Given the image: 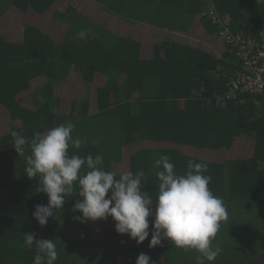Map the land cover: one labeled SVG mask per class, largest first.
I'll use <instances>...</instances> for the list:
<instances>
[{
    "label": "trees",
    "instance_id": "obj_1",
    "mask_svg": "<svg viewBox=\"0 0 264 264\" xmlns=\"http://www.w3.org/2000/svg\"><path fill=\"white\" fill-rule=\"evenodd\" d=\"M210 6L245 39L264 30V0L0 2V264H33L35 245L25 247L23 234L44 239L56 219L75 239L58 236L70 249L59 245L55 264H135L141 252L157 264L197 263L193 250L167 241L137 245L115 232L111 217L74 222L78 189L47 226L38 225L32 213L48 197L26 176L30 145L19 156L11 131L30 141L66 122L84 142L70 153L99 154L118 175L142 169L153 197L161 155L178 174L189 160L206 163L209 188L229 216L218 232L230 231L226 246L237 247L213 264H264V94L227 99L232 76L244 69L207 16Z\"/></svg>",
    "mask_w": 264,
    "mask_h": 264
},
{
    "label": "clouds",
    "instance_id": "obj_2",
    "mask_svg": "<svg viewBox=\"0 0 264 264\" xmlns=\"http://www.w3.org/2000/svg\"><path fill=\"white\" fill-rule=\"evenodd\" d=\"M76 35L85 39L88 32L81 30ZM74 128V123L66 122L43 134L35 132L30 141L22 131H11L13 147L19 156L30 145L26 176L38 180L37 192L48 197L47 204L35 205L32 213L41 228L63 209L66 197L78 189L79 199L72 211L80 215L73 216L74 222L85 224L111 217L115 232L128 236L137 245L148 240L149 249H154L167 241L177 249L199 253L197 264L205 261L213 264L221 252L218 246L213 247V241L221 223L228 220V212L223 200L209 188L212 177L206 174L209 171L206 163L189 160L187 171L178 174L171 158L161 155L155 161L162 170L156 172L159 183L153 197L144 190L142 169L118 175L104 169L99 154L93 157L70 153V148L79 150L84 143L79 137L73 138ZM84 168L88 171L82 173ZM23 235L25 247L35 245L33 264H55L59 257L55 240L37 239L36 233ZM135 264L157 262L141 252Z\"/></svg>",
    "mask_w": 264,
    "mask_h": 264
},
{
    "label": "built area",
    "instance_id": "obj_3",
    "mask_svg": "<svg viewBox=\"0 0 264 264\" xmlns=\"http://www.w3.org/2000/svg\"><path fill=\"white\" fill-rule=\"evenodd\" d=\"M207 16L216 25L218 35L237 50V59L244 69L236 71L232 76L226 93L227 99L234 100L242 92L264 94V30L260 31L258 40L245 39L242 32L230 30L229 23L212 6L208 9Z\"/></svg>",
    "mask_w": 264,
    "mask_h": 264
},
{
    "label": "rangeland",
    "instance_id": "obj_4",
    "mask_svg": "<svg viewBox=\"0 0 264 264\" xmlns=\"http://www.w3.org/2000/svg\"><path fill=\"white\" fill-rule=\"evenodd\" d=\"M1 1L2 0H0V2ZM155 165H154V167H155ZM256 208H258V206L257 205H253V207H251V210L248 211V213H251L252 215H254L256 213ZM259 216H261V218L264 217L263 214H261ZM62 223H63V220H60L58 222L57 219H56L53 223H51L52 224L51 229L50 230H46L45 233H43V238L44 239H53V240H55V243L57 244V247L59 245H61V249H59V252H62L63 253L65 249L69 250L70 247H68L67 244L63 242L64 240L62 241L61 237L64 236L65 237V240H67V237L66 236H71L74 239H75V237L72 236V235H70L71 233L69 234V231H68L67 228H64L63 229V227H62L63 224ZM225 223L226 222H224L223 225H225ZM231 235H232V233L230 231H226L224 229L223 230L221 229V231L217 233L216 238L213 241V247H216V246H218L219 248L221 247L220 248L221 249V252L220 253H223L222 252L223 250L228 251L229 249L231 250V252H232V250L236 251V248L237 247H235V245L232 246L233 248H227V246H226V245L230 246L231 241L229 239H232L233 238ZM58 236H61V237H59V239L56 240L58 238ZM72 238H70L71 239V242H72ZM67 241H70V240L68 239ZM262 243H264V242H262ZM193 251L195 253H193ZM193 251L191 253H189V257L195 256L196 259H197V256L199 255V253H197L195 250H193ZM185 256H188V255L186 254ZM63 258H65V257H63ZM77 259H79V258H77ZM191 264H195V263L191 262ZM206 264H208L207 261H206Z\"/></svg>",
    "mask_w": 264,
    "mask_h": 264
}]
</instances>
